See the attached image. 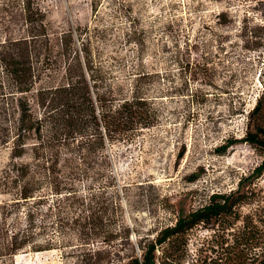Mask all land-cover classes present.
<instances>
[{
  "label": "rangeland",
  "instance_id": "1",
  "mask_svg": "<svg viewBox=\"0 0 264 264\" xmlns=\"http://www.w3.org/2000/svg\"><path fill=\"white\" fill-rule=\"evenodd\" d=\"M94 1L37 0L53 52L63 32L88 28L92 53L127 95L149 74L140 84L159 114L153 128L109 149L116 182L95 189L106 186L121 205L119 234L97 264L142 257L162 229L212 195L231 193L239 199L235 214L188 230L169 251L170 264H264V171H256L264 149L247 140L248 131L264 139V101L250 115L264 96V0H100L98 12ZM2 5L0 41L17 38L24 29L18 5ZM9 156L0 146V171ZM75 244L0 264L96 263ZM157 257L163 261L162 249Z\"/></svg>",
  "mask_w": 264,
  "mask_h": 264
},
{
  "label": "trees",
  "instance_id": "2",
  "mask_svg": "<svg viewBox=\"0 0 264 264\" xmlns=\"http://www.w3.org/2000/svg\"><path fill=\"white\" fill-rule=\"evenodd\" d=\"M1 1V11L18 5L24 29L0 41V146L10 151L0 171V197L11 198L0 202V262L78 243L80 256L96 257L97 264L119 234L121 205L106 191L116 182L109 149L131 143L159 118L140 84L149 74L127 95L92 53L88 28L63 32L54 53L37 0ZM99 3L94 1V12ZM263 101L264 96L257 99L251 116L261 112ZM247 140L264 149L258 134L248 131ZM256 171H264V161ZM100 181L106 186L97 192ZM238 200L236 193L212 195L207 206L162 229L142 257L131 256L125 264L174 262L169 251L188 230L235 214ZM91 244L94 249H86Z\"/></svg>",
  "mask_w": 264,
  "mask_h": 264
}]
</instances>
